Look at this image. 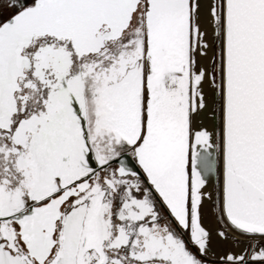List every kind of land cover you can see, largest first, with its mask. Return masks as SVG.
Instances as JSON below:
<instances>
[{
    "label": "snow or ice",
    "instance_id": "obj_1",
    "mask_svg": "<svg viewBox=\"0 0 264 264\" xmlns=\"http://www.w3.org/2000/svg\"><path fill=\"white\" fill-rule=\"evenodd\" d=\"M0 264H264V0H0Z\"/></svg>",
    "mask_w": 264,
    "mask_h": 264
}]
</instances>
